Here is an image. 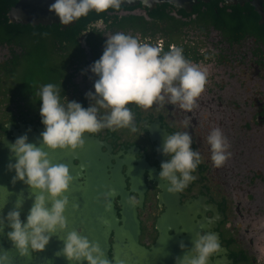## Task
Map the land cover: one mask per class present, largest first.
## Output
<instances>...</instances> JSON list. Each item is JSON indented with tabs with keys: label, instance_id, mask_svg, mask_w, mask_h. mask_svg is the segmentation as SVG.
<instances>
[{
	"label": "flooded vegetation",
	"instance_id": "flooded-vegetation-1",
	"mask_svg": "<svg viewBox=\"0 0 264 264\" xmlns=\"http://www.w3.org/2000/svg\"><path fill=\"white\" fill-rule=\"evenodd\" d=\"M208 1L187 11L171 5H134L104 12L106 32H123L141 42L150 38L152 44L163 40L165 51L175 44L187 60L209 72L191 113L170 104L160 111L155 105L145 111L130 104L136 133L104 129L84 134L94 154L91 165L73 169V176L81 185L95 182L98 191L115 189L109 199L116 225L109 230L105 248L113 264L115 255L123 264H176L175 258L191 250L199 232L215 233L221 246L208 264H264V2L260 15L246 2L225 5L222 0L209 13ZM94 34L88 46L83 36L77 39L83 49L79 64L75 54L65 55L62 103L66 97L90 106L86 93L95 92L98 79L90 66L102 56L107 40L104 33ZM61 43L53 37L48 44L53 59L60 57ZM28 55L27 48L13 42L1 44L0 73ZM41 104L31 111L24 102L0 103V142L4 137L15 140L21 130L45 129ZM185 119L190 120L187 129L181 126ZM217 127L232 153L220 168L213 167L205 140ZM184 130L192 136L191 148L200 152L202 163L183 192L169 194L170 185L158 177L160 165L169 159L162 147L168 135ZM71 161L79 164L78 159ZM130 196L137 200L134 207L127 203Z\"/></svg>",
	"mask_w": 264,
	"mask_h": 264
},
{
	"label": "clouds",
	"instance_id": "clouds-1",
	"mask_svg": "<svg viewBox=\"0 0 264 264\" xmlns=\"http://www.w3.org/2000/svg\"><path fill=\"white\" fill-rule=\"evenodd\" d=\"M123 0H55L49 11L59 17L61 25H69L87 16L89 12L97 14L109 9L119 11ZM103 19L89 24L84 33H104L107 40L99 60L90 66V71L98 77L94 82L95 92L86 93L90 106L84 108L76 101L61 102V89L54 84L42 86L38 93L42 101L39 109L41 122L45 130L42 140L36 144L28 143L25 134L8 145L10 156L16 162L7 165L8 171H15L11 183L23 182L32 191V206L26 217L21 220L24 200L19 196L6 216L0 215V233L5 228L11 229L6 235L12 248L20 257L43 252L53 236L67 230L64 212L69 204V191L74 177L65 164H53L48 152L43 148L55 151L82 149L83 136L98 134L104 129L117 131L129 129L136 133L133 123L134 114L129 105L145 111L155 105L160 111L165 105H173L186 113L198 107L197 100L205 91L209 72L207 68L187 60L183 48L175 44L164 50V41L152 44L139 37L123 32L108 33ZM83 33V34H84ZM8 126V124L6 125ZM189 128L190 120L185 119L181 125ZM210 146V160L213 167L220 168L231 157L228 151L230 144L220 128H213L205 138ZM192 136L187 131H176L165 138L162 154L169 157L160 167V180L170 185L169 194L181 193L193 179L192 173L202 163L200 152L193 151ZM37 144L43 147H38ZM83 170V169H82ZM5 190H7L5 188ZM115 189H108L97 197L103 200L105 211L111 210L110 197ZM127 203L134 207L135 196H130ZM7 205V200L0 202V209ZM79 205L73 204V210ZM101 222L110 227L107 220ZM81 229L67 232L60 237L63 247L55 252L56 257H64L76 264H113L112 259H105V253L97 242H91L81 234ZM181 249L185 245L181 242ZM221 250L218 237L213 232H199L193 240V247L184 256L176 257V264H208L211 256ZM0 264H12L8 250L0 249ZM123 264V261L120 262Z\"/></svg>",
	"mask_w": 264,
	"mask_h": 264
},
{
	"label": "water",
	"instance_id": "water-1",
	"mask_svg": "<svg viewBox=\"0 0 264 264\" xmlns=\"http://www.w3.org/2000/svg\"><path fill=\"white\" fill-rule=\"evenodd\" d=\"M208 0H123L121 6H134L140 5L143 8H154L156 5L166 3L174 8H182L187 11L189 7L197 2H207ZM55 0H16L15 3L10 6L6 12L5 17L9 23L13 24H29L33 25H50L57 24L60 29L70 27L74 25L73 21L69 25H61L59 17L54 12L49 11V7ZM225 5L248 3L251 8L261 15V7L264 0H222ZM22 129V128H21ZM45 129L38 127L36 131H24L14 134V139L27 135L28 143L36 144L37 140H42L41 133ZM15 140L2 138L0 142V202L7 200V205L0 209V215L6 216L7 212L14 206V202L19 196L24 200V205L21 212V220L26 223V217L29 214V210L32 206L33 196L32 191L27 185L21 181H17L15 185L11 183L12 177L15 175V171H8L7 165L15 163L14 157L10 156L8 145L14 143ZM38 147H43L37 144ZM48 152L49 159L53 164H65L70 170V174L73 176V169H78L81 166L91 165L90 161L93 156V145L84 144L82 149L75 151L60 150L55 151L43 148ZM72 159H78L79 164L73 165ZM74 177V176H73ZM95 182H87L81 185L74 177L73 182L70 184L69 191L65 193L69 197V204L64 212V216L67 221V230L65 232H58L56 236H53L46 249L43 252L30 254L28 257H20L14 248L11 246V242L7 238V231L11 229L5 228L4 233H0V249L8 250L12 257V264H76V262L67 261L64 257H56L55 252L63 247V241L60 237H65L67 232H71L76 229H81V234L86 236L89 241L97 242L101 246L105 253L106 238L111 228L116 225L114 212L112 210L105 211L103 206V200L97 202V197L105 190L98 191ZM5 188L7 190H5ZM73 204H78V210H73ZM107 220L110 227H105L101 220ZM106 259V256H104ZM119 258V257H118ZM117 255L114 257V264H119L120 258ZM83 264H87L86 261Z\"/></svg>",
	"mask_w": 264,
	"mask_h": 264
},
{
	"label": "trees",
	"instance_id": "trees-1",
	"mask_svg": "<svg viewBox=\"0 0 264 264\" xmlns=\"http://www.w3.org/2000/svg\"><path fill=\"white\" fill-rule=\"evenodd\" d=\"M15 1L0 0V45L13 42L27 48L29 55L16 61L11 70L2 69L0 73V103L24 102L29 110L36 111L38 104L42 102L38 95L42 86L49 83L58 88L62 86L60 79L67 76L68 61H66L65 55L75 54L79 64L80 58L82 59L83 56V49L77 39L83 36L84 43L88 46L89 39L95 38L97 35L94 34V30L84 33L87 26L98 19L105 21L106 17L105 13L97 14L95 11H91L87 16L75 21L74 25L65 31H60L55 24L47 26L13 24L8 22L5 12ZM208 2L209 13H212V10L220 4V0H209ZM167 6L166 3L156 5V7ZM254 22L255 18H253ZM53 37H59L62 41L61 55L54 59L47 50Z\"/></svg>",
	"mask_w": 264,
	"mask_h": 264
},
{
	"label": "rangeland",
	"instance_id": "rangeland-1",
	"mask_svg": "<svg viewBox=\"0 0 264 264\" xmlns=\"http://www.w3.org/2000/svg\"><path fill=\"white\" fill-rule=\"evenodd\" d=\"M257 209H259V211L261 210V206H259Z\"/></svg>",
	"mask_w": 264,
	"mask_h": 264
}]
</instances>
